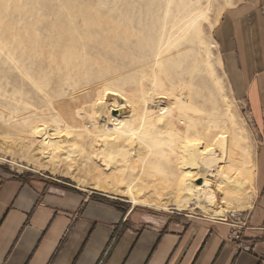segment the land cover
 <instances>
[{
	"label": "rangeland",
	"instance_id": "rangeland-1",
	"mask_svg": "<svg viewBox=\"0 0 264 264\" xmlns=\"http://www.w3.org/2000/svg\"><path fill=\"white\" fill-rule=\"evenodd\" d=\"M243 1L0 0V173L74 186L130 225L244 213L248 227L258 145L218 39ZM194 145L216 162L198 172L238 183L215 194L224 220L196 202L178 209L179 161ZM129 189L152 206L134 205Z\"/></svg>",
	"mask_w": 264,
	"mask_h": 264
},
{
	"label": "crops",
	"instance_id": "crops-1",
	"mask_svg": "<svg viewBox=\"0 0 264 264\" xmlns=\"http://www.w3.org/2000/svg\"><path fill=\"white\" fill-rule=\"evenodd\" d=\"M218 33L258 145L248 227L206 217L130 225L113 205L69 184L0 173V264H264V0L239 3Z\"/></svg>",
	"mask_w": 264,
	"mask_h": 264
},
{
	"label": "bare ground",
	"instance_id": "bare-ground-1",
	"mask_svg": "<svg viewBox=\"0 0 264 264\" xmlns=\"http://www.w3.org/2000/svg\"><path fill=\"white\" fill-rule=\"evenodd\" d=\"M122 108H124V107H120V106L117 105V106H114V108H111L112 109L111 111L114 110V112L118 113V115L114 116L113 118H115L116 120L119 119L120 121L118 123L120 125H122V123H123V125H122L123 128H127V127H129L131 125V122H133V121H132V118H130L131 115H129L130 117L128 116L127 111H125V113H120L119 112V110L122 109ZM158 117L160 118V116H158ZM141 126H142V122L140 123L139 129L141 128ZM186 141H189V139L186 140ZM202 144H204V143L202 142ZM185 145H186V143H185ZM193 147H194L193 149H191L189 147L190 148L189 149V154L186 155V157L183 156L182 157L183 160L182 161H179L180 162L179 164H181V166H182V170L185 171V175L184 176L187 179H183V183H182V186L183 187H180L181 190L179 189L181 191V193H182V195H181L182 196V199L180 201L182 203V205L179 206L178 209H182V208L185 209V206H187L189 203L196 202L197 203V206H199L201 209L204 210V213L209 214L212 217L222 218L224 220V219H226V213H228L229 207H222V208L221 207L220 208L219 207H216L217 205L215 204V201H216V195L215 194L218 193V192H220V191L225 190L226 188L236 187V186H238V183H235L236 184L235 185L234 184V180H232L231 177H229L226 174V172H224L223 170L222 171H219V174L218 175L215 172H214V174H210V173H208L207 170H206L207 172L206 171L198 172L202 168V166L203 167L213 166L216 162H214L213 160H211V158L210 159H205L204 161H201L202 160L201 159V155H203V153H200V152L196 151V149H198L197 147H199V146L194 145ZM180 148H181V146H180ZM184 149H185V147H184ZM207 149H208V147H204L202 150H203V152H208ZM199 151H201V149ZM182 154H184V153L182 152ZM205 154H207V153H205ZM208 154H210V153H208ZM212 156H214V155L212 154ZM192 157L195 158V159H193L191 161H188V160L185 159V158L188 159V158H192ZM207 157H209V156H207ZM176 160H177V158H176ZM142 163H143V161H142ZM102 164H104V163H102ZM104 166L105 165H103V167ZM141 166H143V165H141ZM178 166L180 167V165H178ZM106 169H108V168H106ZM211 169H214L215 170V168H213V167H211ZM200 179L203 180V182L201 184H197L196 183L197 180H200ZM239 180H241V179H239ZM239 180H237V181L239 182ZM194 183H195V185H194ZM232 184H234V185L231 186ZM240 184L243 185L244 183H240ZM128 194H131L132 195L131 196V199H132L131 201H132V203L134 205H143V206H146V207H151L152 206L150 202L140 201L138 199V197L133 194V190L132 189H129L128 190ZM162 210H166V207H164V209H162Z\"/></svg>",
	"mask_w": 264,
	"mask_h": 264
},
{
	"label": "built area",
	"instance_id": "built-area-1",
	"mask_svg": "<svg viewBox=\"0 0 264 264\" xmlns=\"http://www.w3.org/2000/svg\"><path fill=\"white\" fill-rule=\"evenodd\" d=\"M246 220H247V217L244 216V213H237V214L233 213V214H231L230 222L232 223V226H234L236 228H245V226L247 224ZM233 237L236 240L240 239L239 234H235ZM230 238H232V236H230ZM240 246L245 251H248L250 249L248 245L242 244V242H241Z\"/></svg>",
	"mask_w": 264,
	"mask_h": 264
},
{
	"label": "water",
	"instance_id": "water-1",
	"mask_svg": "<svg viewBox=\"0 0 264 264\" xmlns=\"http://www.w3.org/2000/svg\"><path fill=\"white\" fill-rule=\"evenodd\" d=\"M114 113L116 114V112H114ZM201 183H202L201 179L197 181V184H201Z\"/></svg>",
	"mask_w": 264,
	"mask_h": 264
},
{
	"label": "trees",
	"instance_id": "trees-1",
	"mask_svg": "<svg viewBox=\"0 0 264 264\" xmlns=\"http://www.w3.org/2000/svg\"><path fill=\"white\" fill-rule=\"evenodd\" d=\"M117 207V206H116ZM119 210V209H118ZM122 211V210H121ZM123 212V211H122Z\"/></svg>",
	"mask_w": 264,
	"mask_h": 264
}]
</instances>
